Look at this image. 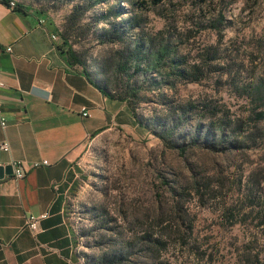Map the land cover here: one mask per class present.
Masks as SVG:
<instances>
[{
    "label": "rangeland",
    "instance_id": "1",
    "mask_svg": "<svg viewBox=\"0 0 264 264\" xmlns=\"http://www.w3.org/2000/svg\"><path fill=\"white\" fill-rule=\"evenodd\" d=\"M14 1L42 11L59 33L75 3ZM145 2L98 4L70 37L100 85L116 93L139 89L132 98L131 132L113 128L98 135L69 173L68 211L79 237L72 264L150 263L146 242L156 237L167 242L161 257L169 264H264V226H258L264 211V122L236 128L237 119L253 116L261 104L241 88L253 91L264 79V0H165L140 8ZM119 5L120 17L104 18ZM221 13L217 31L212 27ZM131 15L141 17L140 28L126 42H105L111 23ZM160 30L165 32L157 38L165 39L176 58L192 64L213 48L220 70L198 83L173 79L171 88L160 86L158 75L145 71L144 55H134L138 37H156ZM118 62L128 73L117 72ZM186 101L208 105L210 112L190 114L178 144L186 148L182 154L153 131ZM213 108L223 111L213 118L217 124L221 115L233 122L223 128L224 136L237 143L224 144L222 151L189 145L191 131ZM218 131L211 130V139Z\"/></svg>",
    "mask_w": 264,
    "mask_h": 264
},
{
    "label": "crops",
    "instance_id": "2",
    "mask_svg": "<svg viewBox=\"0 0 264 264\" xmlns=\"http://www.w3.org/2000/svg\"><path fill=\"white\" fill-rule=\"evenodd\" d=\"M61 45L58 28L42 11L0 1V90L7 119L0 142L10 145L9 152L0 151V166L49 162L23 179H0V264H72L79 237L68 211L69 173L89 141L109 129H133L126 103L68 63ZM43 214L35 230L27 226L30 216Z\"/></svg>",
    "mask_w": 264,
    "mask_h": 264
},
{
    "label": "trees",
    "instance_id": "3",
    "mask_svg": "<svg viewBox=\"0 0 264 264\" xmlns=\"http://www.w3.org/2000/svg\"><path fill=\"white\" fill-rule=\"evenodd\" d=\"M0 1L6 5H9L10 1L13 0ZM108 1L109 0H67V3L69 4L72 2L75 3L71 14L66 20L64 31L59 33V36L62 40V45L59 46V50L66 54L68 63L81 66L85 70L87 75L91 78L93 83L97 85V87L102 90L107 96L126 103L133 115L135 114V107L134 103L132 102V98L138 96L139 89L134 87L130 92L125 91L117 93L114 91H108L104 86L100 85L93 78L91 73L86 68L83 55L79 51H77L70 43V37L72 36V34H74L75 28L77 27L78 23L83 21L84 15L94 6L106 3ZM164 1L165 0H146V2H149V4L152 6L161 5ZM146 2L140 8L146 9ZM16 8L23 10L24 5L18 3L16 4ZM122 9V5H119L118 8L109 10L108 13L104 15V18H118L121 15L120 10ZM219 17L220 21L218 20V23H215L212 27L217 31L219 28L218 24L221 23V21H224V15L222 13L219 15ZM121 20L122 21L118 24L113 21L111 23V26L106 29L104 33L105 42H126V38L128 37L129 32L134 28L139 29L141 26V17L138 15H131L130 17ZM164 32V30L158 31L156 37L150 35H146L145 37H138L134 43V52L136 53H132L134 55H144V66L146 68L145 71L147 72L148 70H151L155 75H158V77L160 78V86H162L163 84H168L169 88H171L172 83L169 82H171L173 79L198 83L203 79H206L209 73L220 70L219 65L215 63V61L217 60V53L215 50H213V48L208 49L205 54L200 55L197 61L192 64H189L184 57L176 58L174 55H172L173 52L170 50L169 44L165 42V39L157 38V36L162 37ZM124 65L125 63L120 62H118V65H116V70L120 75L126 73L128 70V68L126 70ZM140 68L141 66L137 65L138 71L140 70ZM155 79H157L156 76L153 81H155ZM241 91L242 94L247 98L253 100L254 102L260 101L261 104L254 111L253 116L250 115L245 119H237L239 125H237L236 128L243 127L245 123L247 124L249 122H252L255 128H257V125L259 123L264 122V79H262L255 85L253 91L249 92L245 87H242ZM198 110L210 112V107L205 104L200 106L198 103H193L192 101L180 102L179 104H177V107L172 108L171 112L174 117L172 116L169 122H159L157 124V128L159 131L155 129L153 131L154 134L158 138H160L167 145V147L178 148L180 153L184 154L186 152V148L183 146L178 147V144L181 142L183 137L181 135V131L186 127L185 124L188 122L190 114ZM220 113L222 114L223 111L218 108H213L209 116L207 115V113H203V121L199 123L196 129L192 130L190 133L189 145H205L207 148L222 151L224 149L223 146H225L224 144L230 143V145H233L237 143V140L234 139V137L224 136L225 131L223 128H229V126L233 124L232 121L224 119V115H221V118L219 117L220 119L218 120V124L213 120V118H216ZM213 128H215L216 130L220 129V131H218V134L216 133L213 139H211L210 132L211 130H213ZM259 219L260 221L258 226H264V211L261 216L259 215ZM146 244V251L151 254L149 255V258L152 260V262L146 264H169L168 262L163 261L161 257V251L167 247L166 241H163L161 238L156 237L153 240L148 239Z\"/></svg>",
    "mask_w": 264,
    "mask_h": 264
},
{
    "label": "built area",
    "instance_id": "4",
    "mask_svg": "<svg viewBox=\"0 0 264 264\" xmlns=\"http://www.w3.org/2000/svg\"><path fill=\"white\" fill-rule=\"evenodd\" d=\"M10 7H15L16 2L15 1H10L9 3ZM43 23V21H41ZM52 39L56 40L57 37L55 35H52ZM7 51H11V47L7 48ZM0 88H1V82H0ZM84 116H87L88 113L85 111L83 113ZM0 126L2 128H5L7 126V119L4 111V103L1 98V90H0ZM10 150V145L7 141H2L0 142V151L3 152H9ZM13 167V174L16 179H23L25 176V173L31 169L39 168L42 166H48L49 162L47 160L39 161V162H33V163H26L24 161H15L12 164ZM47 217V214H43L41 216H30L27 220V226L35 230L37 227V224L40 220L45 219Z\"/></svg>",
    "mask_w": 264,
    "mask_h": 264
},
{
    "label": "water",
    "instance_id": "5",
    "mask_svg": "<svg viewBox=\"0 0 264 264\" xmlns=\"http://www.w3.org/2000/svg\"><path fill=\"white\" fill-rule=\"evenodd\" d=\"M13 167L12 165L0 166V179H3L5 175H12Z\"/></svg>",
    "mask_w": 264,
    "mask_h": 264
}]
</instances>
